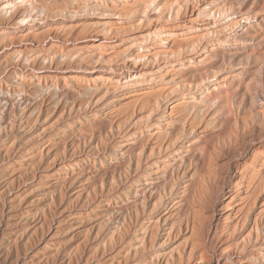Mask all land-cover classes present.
I'll return each mask as SVG.
<instances>
[{
    "label": "rangeland",
    "instance_id": "rangeland-1",
    "mask_svg": "<svg viewBox=\"0 0 264 264\" xmlns=\"http://www.w3.org/2000/svg\"><path fill=\"white\" fill-rule=\"evenodd\" d=\"M0 264H264V0H0Z\"/></svg>",
    "mask_w": 264,
    "mask_h": 264
},
{
    "label": "bare ground",
    "instance_id": "bare-ground-1",
    "mask_svg": "<svg viewBox=\"0 0 264 264\" xmlns=\"http://www.w3.org/2000/svg\"><path fill=\"white\" fill-rule=\"evenodd\" d=\"M200 171V170H199Z\"/></svg>",
    "mask_w": 264,
    "mask_h": 264
}]
</instances>
